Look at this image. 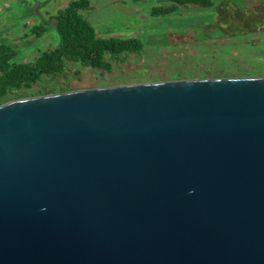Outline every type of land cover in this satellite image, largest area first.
I'll list each match as a JSON object with an SVG mask.
<instances>
[{
    "label": "water",
    "instance_id": "obj_1",
    "mask_svg": "<svg viewBox=\"0 0 264 264\" xmlns=\"http://www.w3.org/2000/svg\"><path fill=\"white\" fill-rule=\"evenodd\" d=\"M0 264H264V78L0 106Z\"/></svg>",
    "mask_w": 264,
    "mask_h": 264
},
{
    "label": "rangeland",
    "instance_id": "obj_2",
    "mask_svg": "<svg viewBox=\"0 0 264 264\" xmlns=\"http://www.w3.org/2000/svg\"><path fill=\"white\" fill-rule=\"evenodd\" d=\"M73 0H0V45L16 53L12 63L33 61L56 48L51 17ZM82 16L100 39H137L139 53L105 59L107 70L66 65L58 76H44L31 88L0 99L10 102L79 91L216 79L264 78V0H211L212 6L180 7L167 16L154 8L165 0H87ZM35 27L46 32L33 33Z\"/></svg>",
    "mask_w": 264,
    "mask_h": 264
},
{
    "label": "trees",
    "instance_id": "obj_3",
    "mask_svg": "<svg viewBox=\"0 0 264 264\" xmlns=\"http://www.w3.org/2000/svg\"><path fill=\"white\" fill-rule=\"evenodd\" d=\"M170 7H159L152 14L167 16L175 13L180 7H211V0H165ZM91 9L87 0H73L63 10L50 19L55 24L59 44L38 55L27 63H12L16 53L11 46L0 45V99L7 94L22 88H31L44 76H58L65 72L66 65L78 63L83 67L110 69L106 55L122 53H139L142 43L137 39H100L95 29L82 16V11ZM46 30L35 27L33 33L42 36Z\"/></svg>",
    "mask_w": 264,
    "mask_h": 264
}]
</instances>
